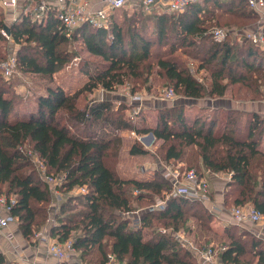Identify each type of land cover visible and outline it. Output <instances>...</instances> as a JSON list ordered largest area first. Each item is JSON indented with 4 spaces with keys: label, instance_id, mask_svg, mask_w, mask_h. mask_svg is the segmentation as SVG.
<instances>
[{
    "label": "trees",
    "instance_id": "obj_1",
    "mask_svg": "<svg viewBox=\"0 0 264 264\" xmlns=\"http://www.w3.org/2000/svg\"><path fill=\"white\" fill-rule=\"evenodd\" d=\"M120 9L112 12L109 30L83 24L72 37L52 9L45 19L23 14L10 24L0 11V42L8 43L1 32L8 26L20 45L17 68L24 72L52 80L71 61L66 45L72 40L82 39L90 55L100 60L81 62L79 71L86 80L80 88L73 92L64 82L47 84L34 106L22 107L12 84L0 83V195L16 196L12 214L22 234L33 235L51 216L52 186L36 168L35 157L46 166V174L64 178L59 189L67 201L61 203L51 236L62 242L73 239L90 264H107L111 254L126 264H198L195 251L173 233L190 216L202 229L199 234H219L220 242L225 240L220 247L224 263L264 264V241L236 225L226 226L221 234L213 212L207 206L195 208L203 202L177 196L168 198L164 209L148 210L173 189L162 171L152 180H141L124 177L114 165L123 141L118 131L153 132L163 140L158 148L162 161H183L186 169L202 172H230L225 203H249L264 212L262 113L227 108L211 115L208 107L190 112L180 104L160 109L154 125L139 127L127 116L126 103L116 108L109 99L96 104L86 100L100 87L113 91L127 82L146 84L155 73L188 99L224 96L233 86L251 99L263 98L264 42L241 35L239 43L229 33L222 41L213 36L214 26L247 27L258 13L248 0H203L177 13L155 7L149 12L140 5L123 19L117 16ZM177 50L200 61L199 70L210 73L209 83L191 72ZM148 152L139 142L130 149L133 155ZM82 187L86 192L68 195ZM139 210L140 223L135 225L133 214ZM160 223L173 231H157ZM147 228L151 236L145 238ZM0 264H8L2 253Z\"/></svg>",
    "mask_w": 264,
    "mask_h": 264
},
{
    "label": "rangeland",
    "instance_id": "obj_2",
    "mask_svg": "<svg viewBox=\"0 0 264 264\" xmlns=\"http://www.w3.org/2000/svg\"><path fill=\"white\" fill-rule=\"evenodd\" d=\"M35 5H36V3H35ZM154 7H155V5H154ZM132 8L133 7H131L130 3L128 1H126V4L117 12L118 18L123 19L125 17L126 13L127 14L132 13L133 12ZM33 10H34V13L32 15L33 18L38 19L36 16L37 15L36 14L37 13V5L33 8ZM0 11L3 12L4 15H6V12H8V11H6V8H4V7L0 8ZM257 16H258V14H257ZM11 22L12 21H10V22L7 21V24H10ZM250 23L251 24L249 25L248 28H250V27L252 29L257 28V29H261L264 31V15H263V17L262 16L261 17H254V19H252ZM215 27H223V26L218 25V26H214V28ZM242 29L243 28L241 27L238 29V31H236L234 29H228V28L226 30L228 31L230 37L233 38V41L236 40V41H239V43H240L241 42V35H239L237 33L242 31ZM2 34H3V32H2ZM0 43H1L0 44L1 45L0 56H3V57L5 56L3 59H5L9 54H13V53L17 52L18 49L20 48V45L18 43H16L15 41H13V42L8 41V43L6 41H3ZM64 46H65V44L63 45V47ZM66 47H67L66 49L70 52V54H72L71 61L68 64H66L62 69L57 71L54 74L52 80L49 77H44L42 74L34 73V72H24L20 68L19 69L17 68V70H19V71L14 73V75H12L10 77H6L0 70V83L6 82L8 85L10 83L12 84L11 89L13 90V92L17 93L18 96L22 98L21 103H20V104H23V105H21L22 107H26V105L27 106L28 105L34 106L36 103L35 102L36 98L38 97L39 94L45 92V87L47 86V84H53L55 86L56 84H58V82L59 83L64 82L66 85L65 87L68 88V86L71 85L73 88V92H74L76 89L80 88L82 86L83 81L86 80V78L79 71V67H80L81 62L84 59H91V60L92 59L99 60V59L97 57L90 55V53L87 51V48L84 45V42L82 39L72 40V42L67 43ZM177 53L179 54V56L183 60H186L190 64H191V62H193L195 64V66L198 68V65L200 63V61L198 59H195L193 57H189V56L183 54L182 50H177ZM209 76H210V73L207 70H202V72H200V74H199V77L203 78L204 81L208 82V83H209ZM169 87H174V86L172 84H170L169 81L166 80L164 77L155 73L150 78V81L147 82L146 84L136 85L132 82H127L124 85L118 86L117 89L113 90V91L105 90V89L100 87V88L94 90L93 93H91L90 95L87 94L88 97H86V100L88 99V101L90 103L96 104L99 101L109 99L114 103V106L116 108L119 107L120 105H125V103H126V105L128 106V110L126 112L127 116H130L131 114H133L135 110L139 111L136 121L132 122L133 125L139 126V127L142 125H145V124L154 125L158 120L159 110L162 108H165V107L173 106V105L185 104V105H187V107L189 106V108H187L188 110L191 109L190 112H195V111L201 110L202 107H208L209 111H210V112L208 111V113L211 115H213V113H215L216 111H218L219 114H222V113H224L225 109H227V108L240 109V110L246 111V103L248 101H256L257 103H260V104L262 103V105H264L263 104L264 103V97L259 99V100L251 99L242 93L240 94V91H236L238 89L236 86L230 87V90L224 96H220V97L206 96V97H203L200 99L185 98L182 95H180L179 93H177V91H176V97L174 99H166L163 97V93ZM133 89H135V91H133ZM242 92H244V91H242ZM122 93H128L131 95L132 94H139L142 96L143 99H142V101H139V103H137V104H132V100H131L129 95L123 99L118 98V96L121 95ZM81 100L84 101V103H85V97L84 96L81 97ZM18 108H19V105H18ZM23 109H25V108H23ZM263 115H264V112H263ZM124 132H126V133L124 134ZM149 133L150 132L145 133V134L137 133V135L143 136V135H149ZM117 135L120 136L123 141H122V145H121V148H120V151L118 154L117 163H115L114 165L118 169V171L120 173H122L123 176L124 175H132V173L135 171V169H139L140 165L145 163V162H153L154 160H157V161L159 160V162H162V160L160 159L158 148L163 143V140L157 139V138L155 140L154 138L153 139L151 138L153 140V142L148 145L150 148H148V147L146 148L149 150V152L147 154H145L146 156H144V157H131L130 156L131 154L129 153L130 146L134 142H139L140 144L143 145V142H142L143 140H141L140 138L139 139L135 138L134 135H131V129H124L122 132L118 131ZM34 159H35L34 163H35L36 168L38 169L39 173L41 175H43L42 171H41V168H42L41 163L35 157H34ZM120 165H121V168H119ZM194 168H196V167H194ZM199 170H200L199 172L202 173L201 169H199ZM162 173H163V170H162ZM79 189L80 188H75L73 191L68 192V195H73V196L75 195L76 196L77 194H79L78 193ZM60 193H61L60 203L66 202L67 196L63 195L61 190H60ZM211 193H213V192H211ZM54 196L55 197L53 198V201H57V195H54ZM210 196H212V195H210ZM212 198H213V196H212ZM53 201L51 203L52 205H53ZM197 201H199V200H197ZM167 202H168V200H167ZM200 202H203V201H200ZM227 203L228 204H225V208H226L225 212L230 211V213H231V211H232L231 207H233L232 202L230 200ZM52 205H50V213L55 212L54 214L56 216L57 211H55V209H53ZM203 206H207L206 202L196 203L195 208H200ZM78 207H80V206L78 205ZM213 208L214 207L212 206V209ZM58 212H59V209H58ZM214 216L215 217L213 218L214 219L213 223H214L215 227L221 231V234L223 232V229L226 226L236 225V226H238L239 229H245L246 232L250 228L249 226L245 227L244 225L236 224L235 222H233V217L231 219L232 220L231 222H227L229 220H227V221L223 220L224 218H221L220 216L215 215V214H214ZM228 216H230V215H228ZM189 218H190L189 222L186 223V225L181 226V228L175 232L173 230H170V227H165L161 223H160L159 227L156 228V230L161 231V232H167L166 230L173 231V233L175 234V239H177L179 242H181V241L178 239V237H176V234L180 233V234L186 236L189 240L193 239L194 241H196L195 243H197L198 245H202V246L206 245L205 241L208 238H212L213 242L210 243V245H208V246H212L215 249L214 255L216 257H220V252H221L220 247L222 245H224L223 242L225 240H223V242H220L219 239L221 236L219 234L218 235H216V234L213 235V233H210L209 235L199 234L200 231L202 233V229L196 226L197 220L193 216H190ZM41 227L36 228V231L34 233H36L38 230H40ZM144 231H145L144 232L145 238H148L151 236L149 233V231H151V228H147ZM180 244L183 245L182 242ZM185 247H187V246H185ZM198 264H204V263H203V261H201V259H198Z\"/></svg>",
    "mask_w": 264,
    "mask_h": 264
},
{
    "label": "built area",
    "instance_id": "obj_3",
    "mask_svg": "<svg viewBox=\"0 0 264 264\" xmlns=\"http://www.w3.org/2000/svg\"><path fill=\"white\" fill-rule=\"evenodd\" d=\"M127 0H102V3L96 7L92 4V0H40L37 7V18L39 20L45 19L50 13L51 9L56 12V15L61 20L62 24L67 30V36L72 37L74 31L83 24H90L95 28H104L109 30L111 27V15L116 9L122 8L126 4ZM158 0H143L142 4L146 11H151L152 7ZM169 13H177L185 11L190 5L199 3L203 0H161ZM1 5L12 12L15 15V10L18 7L19 0H0ZM248 3L252 9L259 13L262 17L264 15V0H248ZM17 20L14 16V21ZM6 39L13 42L14 39L11 35L2 30ZM214 39L222 41L228 31L222 27H215L213 29ZM245 35L249 40L258 44L264 42V31L261 29H249L246 30ZM190 70L198 77L200 81H204L199 77L197 67L191 62ZM18 57L17 53L9 54L5 59L0 61V68L6 77H10L17 72ZM132 100V103L137 104L142 101V96L139 94H128ZM163 97L166 99H174L176 97V91L173 87L167 88ZM140 110V109H139ZM139 111L135 110L130 115L132 122L137 119ZM133 135H136V131H132ZM38 159V158H36ZM41 163V162H40ZM41 171L43 172L44 179L52 186V191L57 197L61 196L59 186L63 183V176H55L46 174V166L41 163ZM164 177L169 179L173 185V189L168 193L167 198L184 196L192 200H199L203 202L210 201L211 183L206 174L200 173L196 168L186 169L184 171L177 166H166L164 168ZM208 171L207 173H209ZM79 192H86V188L82 187ZM16 196L0 195V207L4 211V214H0V232H3L11 223L18 221V217L12 214V207L16 204ZM166 199H158L157 202L148 210L164 209L167 206ZM135 225L140 222V212L137 211ZM232 217L237 224H243L250 222L253 224H260L264 227V212L256 208L253 204H245L235 206L232 209ZM165 230V229H164ZM44 235L43 238L48 243L49 252L56 256L59 260H66L70 253L76 251L73 239L67 241H60L57 238L52 237L50 234L39 233ZM8 238H12V233H6ZM176 237L183 243V246L194 248L192 242H190L186 236L182 234H176ZM186 237V238H185ZM2 247L0 245V253ZM199 256L202 257L204 263L211 261L215 254V249L210 246L203 251H199ZM107 264H126L122 260L118 259L116 255H109Z\"/></svg>",
    "mask_w": 264,
    "mask_h": 264
},
{
    "label": "crops",
    "instance_id": "obj_4",
    "mask_svg": "<svg viewBox=\"0 0 264 264\" xmlns=\"http://www.w3.org/2000/svg\"><path fill=\"white\" fill-rule=\"evenodd\" d=\"M49 1L53 2V0H49ZM127 1L130 3L131 7H133L132 8L133 11L138 6H140V5L143 6V4H142L143 0H127ZM35 3L38 7L40 0H19L18 7L15 10L16 11L15 15L12 12L8 11V12H6L5 19L9 22L10 21L13 22L14 16L16 17V19H19L21 17V15H23V14L33 15V13H34L33 8L36 6ZM101 3H102V0H92V4L95 5L96 7H98ZM0 8H3L1 3H0ZM153 8H154V6L152 7V9ZM143 9H144V7H143ZM155 9L158 11H161V12H168L166 10L165 4L161 0L157 1V3L155 4ZM6 11H7V9H6ZM258 17H261V15L259 13H258ZM248 27L249 26L243 27L242 31L239 30L240 32L237 34L243 35V33L246 30L252 29L251 27L250 28H248ZM222 28L234 29V30L238 31V29L240 27L223 26ZM189 65H190V63H189ZM197 72L199 75L200 72H202V70H199V68H197ZM127 96H128V93H122L121 95L118 96V98L123 99ZM246 110L247 111H258V112L263 114L264 105H262V103L261 104L257 103L256 101H248L246 103ZM122 131L123 130H121V132ZM132 131H134V130L131 129V135H133ZM125 133L126 132H124V134ZM134 136H135V138H138V139L140 138L141 140H143L142 142H143V145L145 146V148H147V147L150 148L148 145L151 144L153 142V140L149 137V135H143V136L134 135ZM154 139L156 140V136ZM132 145L129 148V153H130V149H131ZM261 150L264 151V139H263V143L261 145ZM130 156L131 157H144L146 155H133V154H131ZM166 166H177V167L181 168L182 171H184L186 169V163L183 161L176 160V161H171L169 163H167V162L165 163L164 161L159 162V160L158 161L154 160L153 162H145V163L141 164L139 169H135V171L132 173V175H124V177L137 178V179H141V180H143V179L152 180V179H154L157 171L163 170V173H164V170H165L164 168ZM119 168H121V165ZM207 172H208V170L205 169L203 171V174H206L207 177L210 179L211 192H213V193H210V195H212L213 198H212V196H210L211 197L210 201L206 202L207 207H208V209H210L213 212V214L218 215L221 218H224L223 220H226V221L229 220L227 222H231L232 221L231 220L232 219V213H230V211L225 212L226 211L225 210L226 209L225 208V204H226L225 203V193L227 190V188H226L227 183L231 180L232 174L230 172H218V173H215V172L207 173ZM60 206H61L60 197H57V201H53L52 207H53V209H55V211L58 212V209L60 208ZM212 206L214 207L213 208L214 210L212 209ZM234 207L235 206H233L231 208L233 209ZM142 210H139V212L141 213ZM54 213L55 212L51 213L49 221L45 225H43L40 230H38L36 233H34L33 235H31L29 237H26L25 235L22 234V232L19 228L18 221L11 223L3 232H0V245L2 247L1 253L5 256L8 264H90V263H88L87 260H85L82 257L81 252L78 250L70 253L69 257L66 260H59L56 256H54L52 253L49 252L48 243L43 238L44 235H40L39 233L41 232V233L51 235V228L57 223V218H56ZM0 214H4V211L2 210L1 207H0ZM135 214H134V216H137L136 212H135ZM228 215H230V216H228ZM233 222H235L234 219H233ZM239 225H244L245 227L249 226L250 228L248 231L255 235L256 240H258V241L263 240L264 241V227H262L260 224H253L250 222H246V223L239 224ZM6 233H12V238H8L6 236ZM189 241L192 242V244L194 245L193 250L198 255V258L201 259V261H203L202 257L199 256L198 252L207 249L208 247H210V246H208L210 244L202 246V245H198L197 243H195L196 241H194L193 239H190ZM203 263H204V261H203ZM204 264H226V263H224L220 257H216L214 255L213 258L211 259V261L205 262Z\"/></svg>",
    "mask_w": 264,
    "mask_h": 264
},
{
    "label": "water",
    "instance_id": "obj_5",
    "mask_svg": "<svg viewBox=\"0 0 264 264\" xmlns=\"http://www.w3.org/2000/svg\"><path fill=\"white\" fill-rule=\"evenodd\" d=\"M5 31L9 33V27L8 26H6ZM149 137L152 138V139L155 138L154 133L153 132H150L149 133Z\"/></svg>",
    "mask_w": 264,
    "mask_h": 264
}]
</instances>
